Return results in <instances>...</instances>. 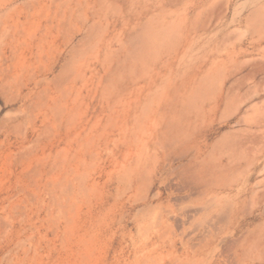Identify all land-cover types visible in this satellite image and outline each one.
<instances>
[{
    "label": "rangeland",
    "instance_id": "obj_1",
    "mask_svg": "<svg viewBox=\"0 0 264 264\" xmlns=\"http://www.w3.org/2000/svg\"><path fill=\"white\" fill-rule=\"evenodd\" d=\"M0 19V264H176L197 248L204 229L170 214L166 238L141 199H175L160 172L144 190L143 123L242 175L212 260L264 235V0H0Z\"/></svg>",
    "mask_w": 264,
    "mask_h": 264
},
{
    "label": "bare ground",
    "instance_id": "obj_2",
    "mask_svg": "<svg viewBox=\"0 0 264 264\" xmlns=\"http://www.w3.org/2000/svg\"><path fill=\"white\" fill-rule=\"evenodd\" d=\"M45 60L47 61L48 59ZM41 93H43V91ZM74 118L70 117L69 119L75 121ZM73 121L69 120V123H74ZM262 132L264 133V131ZM157 134L158 132L156 130L150 129L148 126L146 127L144 123L143 125H141V133L137 135L139 146L136 157L138 166L143 168L147 172V174L145 172L143 173L141 169L140 176L144 179L143 183H145V187L147 188H145L144 190H147V192H151V190L153 189L152 181H154V175H157L158 172H160L161 181L167 184L169 195L175 199H171L168 203L161 202L154 205V200H159L160 195H158L156 199H149L147 195H142L141 199L144 201V204H146L145 206L148 208L147 212L150 211V217L153 216L157 218V222L163 228L164 233L166 234V238H171L172 236H174V234L170 230H168V217L170 214L180 215L182 218L187 220L190 223V227L195 230H205L204 238H201L199 240V245L197 248H189L185 255H176L174 254L175 252H170V254L175 255V257L178 258L176 259V264H248V261L250 259L260 260L262 258L261 256H263V253L260 254L259 250L257 249L263 244V233L261 234L263 238L260 235L262 239L259 237V240H257L256 238V240L254 239V241H251V244L248 245L250 247L241 245L242 248L239 249L242 241L239 244L240 239H237L236 241L234 240L235 242H229L228 244L231 243L229 246H223L225 249L222 250L219 256H216L213 260L212 257L210 258L209 256V249L213 247L211 240L214 239L216 233L236 223V212L232 206V209L230 208V211L228 210V207L226 214H224L225 212L222 213L221 210L223 209V202L228 198L231 199L230 194L235 186H238V188L241 187V184L243 182L242 175L234 176V173V177L232 176L233 179L230 178L231 180H228L226 177H224V173H217V167L215 169V167L209 165V162H207L206 159L202 156L201 148H199V150H192V147H190L191 145L187 143V140H189V136L186 132H183L182 134L177 132H167L159 136H157ZM239 137L240 136H238V138ZM234 139H236V136ZM237 141L240 140L237 139ZM235 146L236 145H234V147ZM234 147L232 148L234 149ZM223 150L224 149L221 150L222 153ZM226 150H228L227 147ZM229 152L230 151L228 150V153ZM244 152L241 153L243 155L240 154L242 157L245 155ZM239 156L238 158H236V160L243 159L240 158L241 156ZM244 157H246V155ZM239 160L234 162L236 166H241L240 164L242 162L240 163ZM251 165L252 164H250V166ZM246 168L244 170H246ZM237 171L239 173V170ZM239 174H241V172ZM148 178L150 180L149 184L146 181ZM236 197H241V191ZM190 207L195 208L194 210L196 212H190ZM190 239L191 238H184V241L186 243H190ZM243 242H245V240ZM262 248L264 249V247Z\"/></svg>",
    "mask_w": 264,
    "mask_h": 264
}]
</instances>
